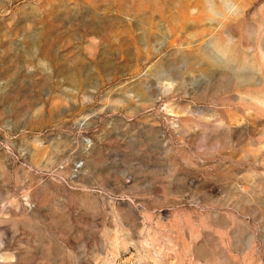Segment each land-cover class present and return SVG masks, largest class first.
Here are the masks:
<instances>
[{
	"label": "rangeland",
	"instance_id": "374dc122",
	"mask_svg": "<svg viewBox=\"0 0 264 264\" xmlns=\"http://www.w3.org/2000/svg\"><path fill=\"white\" fill-rule=\"evenodd\" d=\"M0 264H264V0H0Z\"/></svg>",
	"mask_w": 264,
	"mask_h": 264
},
{
	"label": "clouds",
	"instance_id": "9594fccd",
	"mask_svg": "<svg viewBox=\"0 0 264 264\" xmlns=\"http://www.w3.org/2000/svg\"><path fill=\"white\" fill-rule=\"evenodd\" d=\"M235 11H236V9L234 6L232 8H230V12H235Z\"/></svg>",
	"mask_w": 264,
	"mask_h": 264
}]
</instances>
